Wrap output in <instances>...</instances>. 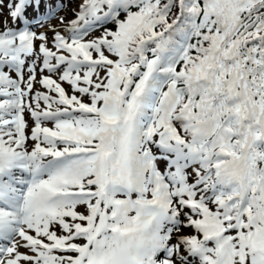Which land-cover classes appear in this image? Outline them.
<instances>
[{"label":"snow or ice","instance_id":"snow-or-ice-1","mask_svg":"<svg viewBox=\"0 0 264 264\" xmlns=\"http://www.w3.org/2000/svg\"><path fill=\"white\" fill-rule=\"evenodd\" d=\"M40 3L0 0V264H264V0H72L55 51Z\"/></svg>","mask_w":264,"mask_h":264},{"label":"rangeland","instance_id":"rangeland-1","mask_svg":"<svg viewBox=\"0 0 264 264\" xmlns=\"http://www.w3.org/2000/svg\"><path fill=\"white\" fill-rule=\"evenodd\" d=\"M9 2H11V0H9ZM47 2L54 6L56 4L57 0H47ZM62 2L65 5V7L62 10L58 11L55 18L50 19L49 21H46L43 26H34L32 28V30L35 31L37 34H45L48 37V43L46 46L52 51H55V48L53 47V41H52L53 30L59 31L62 35L65 34V26H66L67 22L71 21L75 15V13L73 11L74 5L72 3V0H62ZM45 10H46L45 9V0H41L39 12L44 13ZM28 15H29V18H33L35 16V12L32 9H29ZM61 18L64 19V21H65L64 23H61ZM16 26H17L16 23L8 15L7 10H5L4 14L2 16H0V31L4 30L5 28H13L14 29V28H16ZM95 35H99V32L94 33L93 36L88 37V39L94 38ZM39 43H41V41H34V46L36 48H38ZM37 71H38L37 80H39L40 79L39 68ZM45 75H47L46 72H45ZM52 78L57 79V81L59 82L58 74L56 76H53ZM61 86L65 88V90H66V92H68V94H70V95L72 94L70 86L66 82H61ZM36 91L46 92L47 90L43 89L41 87V85L39 83H37L34 85L33 93ZM51 95H54V94H51ZM26 119H27V114H26ZM29 125H30V127L34 126L31 124V121H29ZM46 126L51 127L50 124L46 125ZM187 231H191V230H187ZM21 251H23V249H21Z\"/></svg>","mask_w":264,"mask_h":264},{"label":"trees","instance_id":"trees-1","mask_svg":"<svg viewBox=\"0 0 264 264\" xmlns=\"http://www.w3.org/2000/svg\"><path fill=\"white\" fill-rule=\"evenodd\" d=\"M109 27L111 28V27H112V25H109Z\"/></svg>","mask_w":264,"mask_h":264}]
</instances>
